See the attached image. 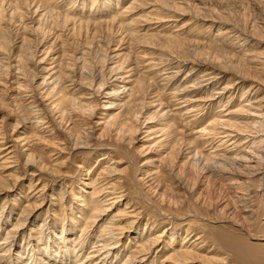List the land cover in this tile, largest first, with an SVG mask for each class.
Wrapping results in <instances>:
<instances>
[{
  "label": "rangeland",
  "instance_id": "1",
  "mask_svg": "<svg viewBox=\"0 0 264 264\" xmlns=\"http://www.w3.org/2000/svg\"><path fill=\"white\" fill-rule=\"evenodd\" d=\"M263 165L264 0H0V264H264Z\"/></svg>",
  "mask_w": 264,
  "mask_h": 264
},
{
  "label": "bare ground",
  "instance_id": "2",
  "mask_svg": "<svg viewBox=\"0 0 264 264\" xmlns=\"http://www.w3.org/2000/svg\"><path fill=\"white\" fill-rule=\"evenodd\" d=\"M165 4V3H164ZM170 5V4H169ZM40 6H37V9L39 8ZM175 9H177V10H181V7L179 8V7H177V6H173ZM15 10V9H14ZM45 11H46V13H48V14H50L51 12H53L54 11V9H51V8H49V9H44ZM63 17V16H62ZM64 17H66V16H64ZM205 73H207V72H205ZM194 88H196V86L195 85H193L192 86V89H194ZM217 93H222V90H219V92H217ZM213 127V126H212ZM229 135V133H226V132H222L221 134H219V137L220 138H223V137H225V136H228ZM216 136V135H215ZM230 136V135H229ZM253 143H255V142H253ZM252 147V146H251ZM262 161V160H261ZM215 163H217V162H215ZM219 164H221V163H219ZM220 166V165H219ZM222 166V165H221ZM264 166V165H263ZM223 168V167H222ZM211 174L213 173V171H211L210 172ZM262 181H264V180H261V183H260V187H261V185H263V182ZM263 194H264V192H262ZM262 195V194H261ZM264 196V195H263ZM244 206H246V205H244ZM264 214V213H263ZM264 216V215H263ZM91 217H94V216H91ZM21 225V223H18V224H15L14 225V228L11 230V231H8L7 232V236H6V240H4L3 242H1L0 243V245H3V244H5V243H10V242H6L7 241V239L8 238H10L11 237V235H12V233L14 232V230H17L18 229V227ZM188 235H186L185 237H184V239L187 237ZM81 237V236H80ZM203 239V238H205V236L204 235H201V234H197L196 236H195V239ZM156 241H158V238L156 237L155 238V240L153 241V242H156ZM79 242H82V240L80 239L79 240ZM78 242V243H79ZM103 247V246H102ZM3 251H6V250H3ZM188 253V252H187ZM186 254V253H185ZM185 254H181V259L180 258H178L177 256L175 257V256H173V257H170V261H177V260H182V261H184V260H186L188 257H186V255ZM2 255H5V253L3 252H1V254H0V256H2ZM93 256V255H92ZM85 259V258H84ZM87 259H89L88 258V256H87V258H86V260ZM82 258H80V259H78L77 260V264H82L83 262H82ZM102 261V260H101ZM101 261L98 263V264H100L101 263ZM93 262L94 261H92V263L91 264H93Z\"/></svg>",
  "mask_w": 264,
  "mask_h": 264
}]
</instances>
